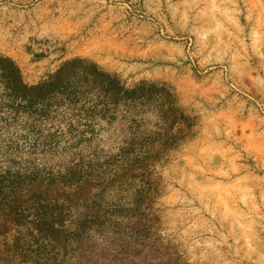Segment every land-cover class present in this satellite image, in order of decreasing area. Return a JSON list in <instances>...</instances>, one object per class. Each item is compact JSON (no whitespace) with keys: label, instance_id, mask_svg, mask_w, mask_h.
I'll use <instances>...</instances> for the list:
<instances>
[{"label":"rangeland","instance_id":"374dc122","mask_svg":"<svg viewBox=\"0 0 264 264\" xmlns=\"http://www.w3.org/2000/svg\"><path fill=\"white\" fill-rule=\"evenodd\" d=\"M0 264H264V0H0Z\"/></svg>","mask_w":264,"mask_h":264},{"label":"trees","instance_id":"16d2710c","mask_svg":"<svg viewBox=\"0 0 264 264\" xmlns=\"http://www.w3.org/2000/svg\"><path fill=\"white\" fill-rule=\"evenodd\" d=\"M114 82V81H113ZM113 82H111V86H112V89L115 91L114 94V99L117 98V100H120L119 97L122 96V99H125V100H131V101H134V102H139V101H145L146 100V94L144 93V90H140V89H134L132 90L131 92H126L124 93L123 95H121V91L117 90V85H113ZM167 111H168V114H170L171 118H172V121L169 119V118H166L164 116H159V118L161 119L162 123L165 124L164 126H167V129H166V135H165V140H163L161 142V147H167L169 145H171L172 143H174V141H177L179 139V137L181 135H183L186 131V129L189 128V125L186 124V128L182 127V125L179 126V129L177 130V132H174L175 131V127L176 125H178V120L180 121V123L182 124L183 123V120L186 121L185 117L183 115H180L179 119H177V111L174 109V107L169 103L167 104ZM164 107V106H162ZM171 121V122H170ZM188 123V122H186ZM184 126V124H183ZM156 150V148H153L152 150H150V152H147V153H152ZM52 228V229H51ZM49 228L48 230H44V231H39V233L41 234H44L46 235V237H49V238H53V239H58V237L56 236L57 233H62V231H59L57 229H54L53 227ZM51 233V235H50ZM49 234V235H48ZM55 235V236H54Z\"/></svg>","mask_w":264,"mask_h":264}]
</instances>
